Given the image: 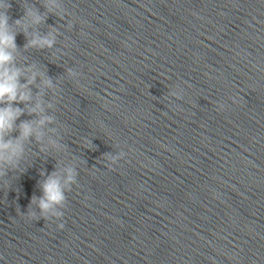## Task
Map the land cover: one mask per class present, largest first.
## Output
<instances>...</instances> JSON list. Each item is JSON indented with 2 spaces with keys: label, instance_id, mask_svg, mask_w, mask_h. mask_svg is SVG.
Here are the masks:
<instances>
[{
  "label": "clouds",
  "instance_id": "obj_1",
  "mask_svg": "<svg viewBox=\"0 0 264 264\" xmlns=\"http://www.w3.org/2000/svg\"><path fill=\"white\" fill-rule=\"evenodd\" d=\"M58 5V0H54ZM11 4L7 0H0V165H15L24 154V145L26 141L34 138L38 143L42 140L44 133L42 131L46 124L52 123L53 118L44 115L43 101L40 99L41 93L37 94L34 100L31 86L35 83L38 73L27 69L30 75L26 74L19 67L15 66L13 52L16 50V35L13 30V24L22 26L26 21L32 24H40L43 20L38 10L32 7L24 8V15L9 23L10 17L7 14ZM45 7H48L45 4ZM55 43V36L49 33L46 36H34L28 40L26 47L51 48ZM43 75V74H41ZM24 77V82L21 78ZM42 88H53L51 78L42 79ZM24 104L25 108L18 105ZM51 107V105H48ZM37 117L20 121L17 120L25 114ZM13 132L18 133L12 136ZM54 143V142H53ZM67 178L65 185L75 182V171L71 168L67 169ZM2 175V173H0ZM43 195L39 198L33 196L31 204L38 203L40 209V218L48 219L49 213L56 218L62 217L61 211H55L56 206H62L66 200L64 187H62L61 179L57 172L51 173L47 179L41 184ZM28 218H36L34 212L29 211ZM59 227L62 229L63 224Z\"/></svg>",
  "mask_w": 264,
  "mask_h": 264
}]
</instances>
